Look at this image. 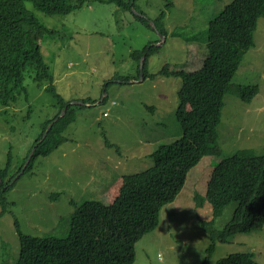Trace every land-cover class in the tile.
<instances>
[{"label":"rangeland","instance_id":"rangeland-1","mask_svg":"<svg viewBox=\"0 0 264 264\" xmlns=\"http://www.w3.org/2000/svg\"><path fill=\"white\" fill-rule=\"evenodd\" d=\"M171 1L173 7L164 22L165 40L113 3L85 0L80 9L53 17L33 11L56 32L53 37L40 38L38 47L50 68L56 93L74 112L62 119L63 141L58 149L30 161L42 124L57 113L59 104L27 74L24 85L28 100L21 97L13 106H0V170L10 154L5 184L14 176L10 182L14 185L3 195L5 204L0 203V264L16 263L17 227L26 236L65 238L75 206L91 200L109 205L126 176L151 168L154 162L150 155L157 147L181 137L175 118L181 80L165 77L160 71L165 66L188 71L200 68L208 22L232 0ZM164 5L165 0H137L134 14L144 12L153 18ZM180 32L199 38L187 44L176 35ZM148 43L156 47L146 67L154 76L143 79L131 55ZM232 84L257 86L258 94L249 104L232 94L225 96L218 127L220 158L245 149L261 154L264 17L258 20L254 47L244 56ZM105 95L106 101L99 104ZM83 100L96 102L81 109L78 105H83ZM64 113L65 108L60 117ZM214 164L210 157H203L189 171L175 201L161 209L157 228L135 245L134 264H202L209 237L200 221L211 220L212 214L209 203L204 200L197 207L193 195L205 196ZM234 207L235 203L227 206L214 221V228L220 230L227 223ZM246 253L252 254L257 264H264V227L217 243L208 264Z\"/></svg>","mask_w":264,"mask_h":264},{"label":"trees","instance_id":"trees-1","mask_svg":"<svg viewBox=\"0 0 264 264\" xmlns=\"http://www.w3.org/2000/svg\"><path fill=\"white\" fill-rule=\"evenodd\" d=\"M96 1L115 4L120 10L129 12L135 22L166 39L164 22L173 7L171 0H165L164 9L153 18L144 12L134 14L137 0ZM84 3L85 0L75 3L71 0H0V106H13L21 97L28 100L24 85L27 74L59 104L57 113L42 124L32 146L30 161L47 157L58 149L63 141L62 119L74 112L56 93L50 68L38 47L40 38L53 37L56 32L40 22L33 11L48 17L61 16L80 9ZM263 17L264 0H232L209 20L201 67L188 71L181 66L172 69L165 66L160 71L165 77L181 80L175 113L181 137L157 147L150 155L154 162L151 168L126 176L118 195L109 205L91 200L75 206L65 238L26 236L17 227L19 252L15 264H134L135 245L157 228L161 209L175 201L189 171L203 157H210L215 164L206 183L205 196L195 192L193 195L195 205L201 206L206 200L212 214L211 220L200 221L202 231L209 237L202 264H208L217 243H226L237 234L263 229L264 152L257 154L245 149L222 159L218 143L225 96L232 94L249 104L258 94L257 86H237L232 80L244 56L254 47V33L258 20ZM176 35L187 44L199 38V35L188 36L183 32ZM155 51L156 47L148 43L131 55L138 65L137 74L141 71L143 79L154 76L146 67L149 56ZM142 57L144 61L139 70ZM120 81L125 83L129 79ZM108 85L105 84V90ZM106 98L103 96L99 104ZM81 102L83 105L78 107L82 109L91 107L96 101ZM64 108L65 113L60 117ZM106 144L109 145L107 141ZM10 163L9 154L4 169L0 170L1 204H5L4 192L14 185L10 184L14 176L6 184L4 182ZM231 203H235V207L230 219L217 230L214 221ZM216 264L257 263L252 254L246 253L232 254Z\"/></svg>","mask_w":264,"mask_h":264},{"label":"water","instance_id":"water-1","mask_svg":"<svg viewBox=\"0 0 264 264\" xmlns=\"http://www.w3.org/2000/svg\"><path fill=\"white\" fill-rule=\"evenodd\" d=\"M151 24H152V23H151ZM152 25H153V24H152ZM161 39H162V40H165L164 37H161ZM143 61H144V57H142L141 60H140V67H141V68H142V65H143ZM51 126H52V124L49 125V126L47 127V130H46L44 136L46 135V133L48 132V130L51 128ZM33 150H34V149H32V152H31L30 156H32V154H33Z\"/></svg>","mask_w":264,"mask_h":264}]
</instances>
